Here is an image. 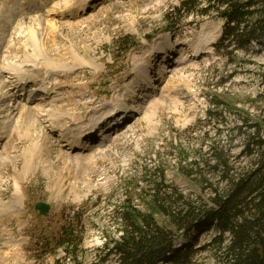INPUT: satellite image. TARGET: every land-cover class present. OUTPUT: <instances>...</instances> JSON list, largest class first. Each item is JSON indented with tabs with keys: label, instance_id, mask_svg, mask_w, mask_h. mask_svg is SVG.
<instances>
[{
	"label": "rangeland",
	"instance_id": "obj_1",
	"mask_svg": "<svg viewBox=\"0 0 264 264\" xmlns=\"http://www.w3.org/2000/svg\"><path fill=\"white\" fill-rule=\"evenodd\" d=\"M61 3L0 0V264H116L105 245L120 235L124 206L175 235L160 264H217L215 229L191 226V216L202 221L226 190L210 146L226 154L229 177L255 167L238 126L257 123L264 138V47L223 42L214 1L92 0L83 11H51ZM26 62L39 78L17 84ZM145 66L138 87L135 71ZM86 123L96 127L72 146L75 135L65 134ZM154 183L162 196L172 188L175 219L153 207ZM38 201L49 204L47 216H37Z\"/></svg>",
	"mask_w": 264,
	"mask_h": 264
},
{
	"label": "trees",
	"instance_id": "obj_2",
	"mask_svg": "<svg viewBox=\"0 0 264 264\" xmlns=\"http://www.w3.org/2000/svg\"><path fill=\"white\" fill-rule=\"evenodd\" d=\"M208 1L222 8L223 42L230 39L242 46L255 41L264 47V0ZM188 2L182 1L183 4ZM134 45L131 42L125 51ZM240 122L238 128L245 151L254 156L255 167L244 175L229 177L226 154L222 148L210 146L207 159L215 173L223 171L221 177L226 190L211 197L212 205L204 210L202 221L196 223L191 216L190 224L193 227L202 224L205 230L215 229L210 245L214 251L215 247L220 250L217 264H264V138L255 130L259 128L257 123L248 124L244 118ZM158 185L153 184L151 203L159 213L175 219L182 211L170 210L168 206L172 188L167 189V196H162ZM182 204L188 205L187 202ZM116 218L120 222V235L105 245L116 264H160L174 254L175 235L159 226L151 214L124 206L121 212H116ZM63 233L59 243L68 249L73 245L67 235L71 233L67 230Z\"/></svg>",
	"mask_w": 264,
	"mask_h": 264
},
{
	"label": "bare ground",
	"instance_id": "obj_3",
	"mask_svg": "<svg viewBox=\"0 0 264 264\" xmlns=\"http://www.w3.org/2000/svg\"><path fill=\"white\" fill-rule=\"evenodd\" d=\"M91 1L92 0H61V5H59L58 7H56V9H55V7H53L52 9H51V11L52 12H55V14H60V15H65V14H67V13H65V11H68V12H73V11H83V10H85L87 7H90L91 5L89 4V3H91ZM28 2V1H27ZM30 3V2H29ZM26 5V4H25ZM90 5V6H89ZM58 12V13H57ZM69 14V13H68ZM37 15V14H36ZM16 17V16H15ZM35 19V18H34ZM37 19V18H36ZM33 23V22H32ZM39 26V25H38ZM52 27V26H51ZM53 29V28H52ZM37 30V29H36ZM30 31V30H29ZM30 33V32H29ZM27 34V36L29 35L32 39H30V41L31 42H33L32 44H33V48H35V50H37L38 51V53L40 54L41 53V48H40V43L37 41L38 39H37V37L35 36V32L34 33H32V31H31V33L30 34ZM219 34H217V36H218ZM29 37V38H30ZM1 40V39H0ZM29 41V40H28ZM161 42V41H160ZM4 43V42H3ZM53 44V43H52ZM161 45V44H160ZM34 51V50H33ZM32 51V52H33ZM208 51V50H207ZM43 53H45L46 55H47V53H46V51L44 52V50L42 51ZM35 54L36 53H34V54H32V57L34 58V56H35ZM38 54V55H39ZM34 55V56H33ZM39 56H41V55H39ZM39 56H37L36 57V59H35V61L36 60H38V57ZM29 57H30V54H29ZM43 57H45V56H43ZM42 57V58H43ZM76 59H78V58H76ZM33 59H31V60H27V61H32ZM42 62V61H41ZM91 62V61H90ZM28 65V67L29 68H21V66H19L18 67V70L17 71H15L14 72V75H15V77H14V79L16 80V81H14L15 83L17 82V84L18 83H21V82H23V81H26L25 79H28V80H32L33 82H34V80H36V78L38 77H33L32 76V70H34V66H35V63H30V62H26ZM60 64V63H59ZM58 64V62L56 63V64H54V66H53V68L55 67V68H58V67H60L61 65H59ZM145 65V64H144ZM144 65H143V67H144ZM147 66V65H146ZM145 66V68H142L141 67V70L140 69H138V70H136L135 71V80H134V84H136V86H140V84L141 83H143V84H145V75H146V69H147V67ZM96 67V66H95ZM12 70H14V68L12 69ZM54 71V70H53ZM145 72V73H144ZM45 73H47L46 74V76H49L48 75V72H45ZM34 75H35V73H34ZM39 78V77H38ZM12 86V85H11ZM152 87V86H151ZM52 88V89H51ZM45 90H46V88H44ZM55 89V87H54V85H52V87H50V89H48V90H46L47 92L48 91H53ZM130 89V88H129ZM134 91H135V86L134 87H132L131 88V93H132V95L134 94ZM124 98V97H123ZM124 100H125V98H124ZM24 108V107H23ZM121 108V107H120ZM120 108H118V107H114L113 109H111V111L108 113H106V114H104V111L103 112H101L100 114H102L103 115V117H101V118H106V117H108V116H110V114L112 113V112H114V111H117L118 109L120 110ZM123 109V108H122ZM60 111V110H59ZM63 112V111H62ZM56 113H57V111H56ZM98 112H95L92 116H91V119L92 120H89V122L90 121H93V122H95L96 123V125L98 124V121L101 119H99L98 121H96L94 118H96L95 117V115L97 114ZM32 114V113H31ZM105 115V116H104ZM31 116V115H30ZM29 116V117H30ZM33 116V115H32ZM52 116H54V115H52ZM99 116H101V115H99ZM98 116V117H99ZM55 117V116H54ZM53 117V118H54ZM59 117V116H58ZM89 117V116H88ZM88 117H87V121H88ZM52 118H50L49 120H51ZM59 119V118H58ZM34 122V121H33ZM29 123V122H28ZM57 124V123H56ZM90 124H93V123H90ZM51 125H53L52 127H56V126H58V125H56L55 126V123H54V121H52V124ZM72 125V124H71ZM96 125H94V126H91V127H89L90 125L89 124H85V126H81V125H76L75 127L73 126V128H74V130L72 131L71 129V131H69L68 133H66L65 134V137L68 139L69 137H70V135H71V137L72 136H74L75 135V140L76 141H72L71 142V144H72V146H75L76 145V143H78V145H80L81 146V142H80V139L79 138H81V137H83L84 136V134H88V132L89 131H91L94 127H96ZM84 127H85V129H84ZM89 127V128H88ZM60 128H62V127H60ZM69 128V127H68ZM101 129V128H100ZM64 131H67V128H64L63 129ZM69 130V129H68ZM91 134V133H90ZM63 137V136H62ZM70 139V138H69ZM60 152V151H59ZM61 156H62V154H60ZM60 155H58V156H60ZM65 156V158L63 159L65 162H66V160L68 161V158L66 157V155H64ZM64 156H62V157H64ZM59 158V157H58ZM75 158H77V157H75ZM60 159H62V158H60ZM70 159V162L72 163V161H73V159H74V157L71 159V158H69ZM65 162H63V163H65ZM74 164H78V162H73ZM66 164V163H65ZM70 164V163H69ZM68 164V165H69ZM63 166H64V164H63ZM77 166V165H76ZM62 169V168H61ZM60 171V170H59ZM60 175V174H59ZM61 179V178H60ZM55 185H57L58 186V188H57V193H60L61 191H62V186H60L59 184H58V182H57V184H55ZM1 216V215H0ZM1 244H3V243H0V245Z\"/></svg>",
	"mask_w": 264,
	"mask_h": 264
},
{
	"label": "water",
	"instance_id": "obj_4",
	"mask_svg": "<svg viewBox=\"0 0 264 264\" xmlns=\"http://www.w3.org/2000/svg\"><path fill=\"white\" fill-rule=\"evenodd\" d=\"M35 210H37V216H47L48 215V211H49V204L45 203V202H37L34 205Z\"/></svg>",
	"mask_w": 264,
	"mask_h": 264
}]
</instances>
